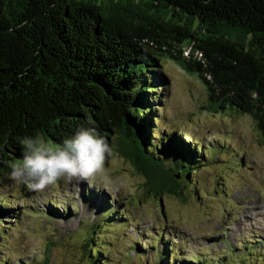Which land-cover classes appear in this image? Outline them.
Masks as SVG:
<instances>
[{
    "label": "trees",
    "instance_id": "trees-1",
    "mask_svg": "<svg viewBox=\"0 0 264 264\" xmlns=\"http://www.w3.org/2000/svg\"><path fill=\"white\" fill-rule=\"evenodd\" d=\"M163 57L202 80L215 111L250 115L264 141V0H0V174L25 137L55 146L94 128L146 192L184 198L200 157L176 131L155 139Z\"/></svg>",
    "mask_w": 264,
    "mask_h": 264
},
{
    "label": "rangeland",
    "instance_id": "rangeland-1",
    "mask_svg": "<svg viewBox=\"0 0 264 264\" xmlns=\"http://www.w3.org/2000/svg\"><path fill=\"white\" fill-rule=\"evenodd\" d=\"M161 63L149 93L155 139L176 131L200 157L185 197L146 192L115 151L92 186L60 181L34 192L10 181L9 168L0 174L2 264H160L166 241L169 264H264V141L253 118L215 111L198 76Z\"/></svg>",
    "mask_w": 264,
    "mask_h": 264
},
{
    "label": "clouds",
    "instance_id": "clouds-1",
    "mask_svg": "<svg viewBox=\"0 0 264 264\" xmlns=\"http://www.w3.org/2000/svg\"><path fill=\"white\" fill-rule=\"evenodd\" d=\"M23 158L11 162L8 179L42 192L57 182H88L104 171L106 158L113 148L106 137L94 128L80 127L62 143L50 146L41 136L25 137L21 141Z\"/></svg>",
    "mask_w": 264,
    "mask_h": 264
}]
</instances>
